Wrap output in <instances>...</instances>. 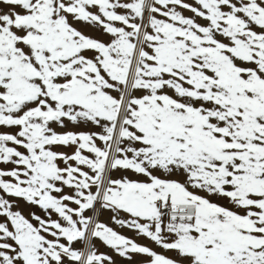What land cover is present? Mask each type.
Returning <instances> with one entry per match:
<instances>
[{"label": "snow or ice", "instance_id": "snow-or-ice-1", "mask_svg": "<svg viewBox=\"0 0 264 264\" xmlns=\"http://www.w3.org/2000/svg\"><path fill=\"white\" fill-rule=\"evenodd\" d=\"M0 264H264V0H0Z\"/></svg>", "mask_w": 264, "mask_h": 264}, {"label": "rangeland", "instance_id": "rangeland-1", "mask_svg": "<svg viewBox=\"0 0 264 264\" xmlns=\"http://www.w3.org/2000/svg\"><path fill=\"white\" fill-rule=\"evenodd\" d=\"M186 14H188V15H190L189 13H186ZM129 235H131V233H129ZM143 242V241H142ZM102 251L104 250V249H101Z\"/></svg>", "mask_w": 264, "mask_h": 264}]
</instances>
